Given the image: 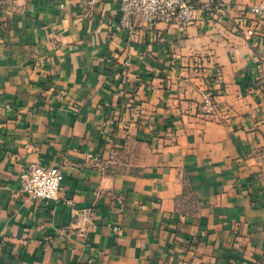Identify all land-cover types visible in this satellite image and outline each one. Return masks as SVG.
Returning <instances> with one entry per match:
<instances>
[{"label": "crops", "instance_id": "1", "mask_svg": "<svg viewBox=\"0 0 264 264\" xmlns=\"http://www.w3.org/2000/svg\"><path fill=\"white\" fill-rule=\"evenodd\" d=\"M78 2L0 0V264H264V0L134 34Z\"/></svg>", "mask_w": 264, "mask_h": 264}, {"label": "built area", "instance_id": "2", "mask_svg": "<svg viewBox=\"0 0 264 264\" xmlns=\"http://www.w3.org/2000/svg\"><path fill=\"white\" fill-rule=\"evenodd\" d=\"M101 1L103 0H79L78 3L84 14L90 15ZM223 9V0H119V23L130 34L135 33L134 18H139L150 26L165 23L184 29L195 21L198 13L204 12L214 16ZM251 13L264 16V4L252 6ZM123 64L127 66L128 59H125ZM219 82L220 78L216 76L213 83ZM202 110L204 116H209L214 110L212 89L208 88L202 96ZM62 180L60 166L32 162L20 174L19 191L32 199L54 200L58 197Z\"/></svg>", "mask_w": 264, "mask_h": 264}]
</instances>
